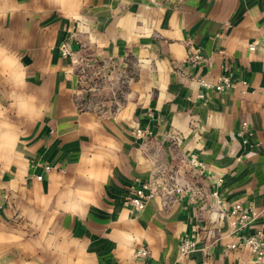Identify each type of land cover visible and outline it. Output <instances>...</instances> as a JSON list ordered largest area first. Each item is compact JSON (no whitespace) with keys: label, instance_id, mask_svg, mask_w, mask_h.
Masks as SVG:
<instances>
[{"label":"crops","instance_id":"crops-1","mask_svg":"<svg viewBox=\"0 0 264 264\" xmlns=\"http://www.w3.org/2000/svg\"><path fill=\"white\" fill-rule=\"evenodd\" d=\"M68 40L125 72L116 96L78 109ZM221 76L223 92L197 83ZM0 114V264H264L227 248L264 237V0H0ZM147 182L136 213L127 198ZM213 188L250 223L234 230Z\"/></svg>","mask_w":264,"mask_h":264},{"label":"built area","instance_id":"built-area-1","mask_svg":"<svg viewBox=\"0 0 264 264\" xmlns=\"http://www.w3.org/2000/svg\"><path fill=\"white\" fill-rule=\"evenodd\" d=\"M71 39L73 41H77V37L75 34L71 35ZM70 41H66L65 43L61 44L60 46V52L62 57L67 58L70 60L71 64L79 66V72H81V76L83 74V71L90 67L91 65V58H88V56H80L77 54V52L73 51L70 47ZM253 49V47H251ZM186 60L191 63H196L202 60V57L200 55V49L195 48L193 46L189 47L187 51V57ZM197 83L202 86L203 88L207 90H213L215 92H223L230 88L233 83L231 82L230 78L228 76H221L219 81L216 84H210L206 82L204 79L199 78L197 80ZM84 92H90L93 90V87H85L83 88ZM144 132L141 130H137L138 135H142ZM238 135L243 139L242 142H246V138L249 135V128L246 122H242L240 130L238 132ZM185 166L189 167L190 169H195L200 171H203L205 166L204 164L198 159L196 155H191L187 162L185 163ZM37 179H41V177H37ZM220 182L217 181L216 185L219 186ZM154 187L155 184L153 182L151 183H142L138 188L131 189L130 196L127 198V204L130 206L132 210H134L136 213L141 212L147 201L151 196H153L154 193ZM175 192H180L181 187L176 186L174 188ZM170 191H168V194ZM195 193L191 192V198L194 197ZM208 196L210 197L212 204L217 209V213H220L224 216H234V222L232 223V226L234 230H241L243 229L247 224L250 223L252 219V215H250V210L243 202H237L232 205H228L225 200H223L218 191L217 188H213L209 190ZM196 243L193 238V236L185 235L182 237L179 243L178 251L182 255H188L195 249ZM242 247H248L251 254L253 255L254 261L256 263H259L263 260L264 257V237L260 232H257L255 235L248 236L246 238H243L239 240L237 243H231L227 246L228 249H237ZM148 254V251L145 249H140L136 252V257H143Z\"/></svg>","mask_w":264,"mask_h":264},{"label":"rangeland","instance_id":"rangeland-1","mask_svg":"<svg viewBox=\"0 0 264 264\" xmlns=\"http://www.w3.org/2000/svg\"><path fill=\"white\" fill-rule=\"evenodd\" d=\"M87 55H89L88 58L92 59V63L89 68L83 71L81 80V72H79L80 67L72 64L78 84L81 86L79 93L82 95V98L84 96L87 101V105L78 102V109H87V106L94 109L95 106H100L101 98L111 97L112 91L115 90L113 85L114 78L116 79V76H118L119 80L122 79L125 81L126 79L124 77L125 72H121L118 69L117 71L113 70L116 68L113 60L104 58L100 59L99 57L90 54ZM85 87H93V90L85 93L83 89ZM85 94L88 95L86 96ZM113 95L116 96V93Z\"/></svg>","mask_w":264,"mask_h":264},{"label":"clouds","instance_id":"clouds-1","mask_svg":"<svg viewBox=\"0 0 264 264\" xmlns=\"http://www.w3.org/2000/svg\"><path fill=\"white\" fill-rule=\"evenodd\" d=\"M3 114H0V120H2ZM4 131V129L0 128V132Z\"/></svg>","mask_w":264,"mask_h":264}]
</instances>
